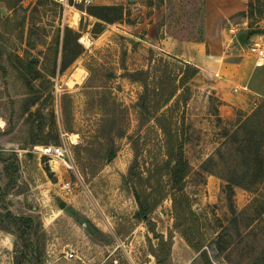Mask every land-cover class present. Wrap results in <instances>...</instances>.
Segmentation results:
<instances>
[{
	"label": "rangeland",
	"instance_id": "1",
	"mask_svg": "<svg viewBox=\"0 0 264 264\" xmlns=\"http://www.w3.org/2000/svg\"><path fill=\"white\" fill-rule=\"evenodd\" d=\"M203 2L131 0L126 6L128 15L105 24L97 34L92 33L96 20L80 13L86 6L76 0H18L14 10L0 11V264H32L34 258L40 264H206L181 234L184 229L194 242L202 241L212 264H264V176L250 190L230 184L229 174L222 176L212 164L210 172L193 177L185 186L195 222L183 218L189 215L183 200L184 211H174L170 196L150 214L154 232L136 213L132 178L127 173L134 158L131 141L137 136L140 142L150 137L154 140L149 145L151 153H157L156 141L162 135L153 120L136 131L134 106L142 88L125 76V71L149 67L150 52L184 70L185 61L159 50L156 42L164 36L167 25H173L180 38L203 42ZM247 2L244 10L211 19L214 30L221 26L225 32L235 33L232 41L226 35L222 39L216 35L211 49L229 48L230 44L243 55L254 57L251 36L240 40V35L249 31ZM76 12L80 13L78 19ZM22 20L23 26L19 24ZM76 21L73 28L70 23ZM262 21L264 17L252 26L255 33H264ZM65 25L85 39V44L78 39L82 52L62 72L57 70L54 76L44 78V66L50 69L52 63L50 41ZM205 52L209 53L207 42ZM28 59L42 76L26 74L21 60ZM99 64L109 75L115 101L128 107L129 126L123 136L115 137L116 151L111 159L87 179L76 162L74 148L89 143L101 121L99 90L85 85L88 66ZM82 70L84 78L68 84L70 76ZM186 85L189 92L179 90L187 93L186 102L180 101L175 116L184 117V154L197 169L209 156L217 162L223 159L216 147L223 132L231 130L229 123L235 115L205 82L191 79ZM63 94L70 100L65 114ZM261 101L251 111H243L249 114ZM44 142L65 143L74 168L67 169L58 160L33 152L35 145ZM145 149L140 160L149 159L148 145ZM67 179L71 191L65 193L60 186ZM8 212L29 219L25 242ZM160 239L165 242L156 257L150 247H157Z\"/></svg>",
	"mask_w": 264,
	"mask_h": 264
},
{
	"label": "trees",
	"instance_id": "2",
	"mask_svg": "<svg viewBox=\"0 0 264 264\" xmlns=\"http://www.w3.org/2000/svg\"><path fill=\"white\" fill-rule=\"evenodd\" d=\"M2 1L8 8L14 6L13 0ZM83 10L96 19L92 29L93 34L101 33L105 24L120 21L128 15L126 6L120 4H92L84 7ZM245 15L249 19V31H247V38H249L256 32L252 26L264 17V0H248ZM19 24L23 26V20ZM79 37L80 33L68 25H65L62 31L60 28L56 30L49 44L51 68L46 69L44 66V78L54 76L57 70L62 72L82 52V45L78 41ZM60 52L61 60L58 64ZM21 61H24L22 69L26 74L34 78L42 76V71L36 69L32 60ZM148 64L147 68L126 70L125 76H128L131 81L139 82L142 88L134 106L138 120L136 131L139 132L141 127L153 120L161 131L162 137L156 141L159 143H157L158 154L151 153L149 145L153 139L150 137H143L142 142H140V136L132 139L131 148L134 158L127 173L132 178V193L137 205V217L148 226L149 231L154 232V222L150 218V214L167 196L171 197L175 212L178 209H183L181 206L183 200L185 208L189 211H187L189 215H183V218L192 222L196 221V214L191 211L190 202L185 194V186L187 181L193 177L210 172L212 164L213 168L217 169L216 172L222 176L228 173V182L236 186L251 190L261 180L264 176V100L249 114L234 105L222 102L226 104L229 112L235 115V119L229 123L231 130L227 129L223 132L222 140L216 147V153L220 154V158L223 159L217 162L215 157L209 156L198 165L197 169H194L184 154L185 129H181L184 127V117L182 115L176 117L175 112L179 109L180 101L186 102L187 98V93L179 90L185 88L186 92H189L186 84L197 74L198 68L184 62L185 69L181 71L176 63L162 56L154 57L153 52H150ZM88 70L90 75L85 81V85L98 88L97 104L102 110V117L94 138L86 145L74 148L76 162L87 179L99 171L105 160L111 159L116 151V146L113 145L115 137L123 136L129 126L128 107L117 103L111 95L108 83L109 75L104 72L103 66L100 64L97 67L90 65ZM68 96L67 94L62 96L65 100L63 102L64 114L70 103ZM172 100L173 103L170 104ZM55 142H59L58 138L55 139ZM147 145L149 159L146 160L145 157L144 160H140L142 151L146 150L145 146ZM240 160L245 161V164H241ZM174 215L177 219V213ZM7 216L16 222L19 238L25 242V233L29 231L25 224L29 222V219L16 217L11 212H8ZM181 234L195 251L200 252V258L205 259L206 264H212L200 239L194 242L187 229L182 230ZM164 242L163 239H160L157 247H150V252L159 257L158 250ZM25 249L26 247H24V251ZM24 251H22V255L26 258L27 255ZM32 264H40L39 259L34 258Z\"/></svg>",
	"mask_w": 264,
	"mask_h": 264
},
{
	"label": "crops",
	"instance_id": "3",
	"mask_svg": "<svg viewBox=\"0 0 264 264\" xmlns=\"http://www.w3.org/2000/svg\"><path fill=\"white\" fill-rule=\"evenodd\" d=\"M92 1L93 4L128 6V0ZM203 1L204 16L206 18V37L203 42H192L180 38L177 36L174 26L167 25L164 36L156 42V47L168 55L178 57V59L196 66L198 72L192 78L193 82L195 80L205 82L207 89L212 90L220 100L244 111H251L254 108L253 105L259 99L264 100V65H257L255 57L243 55L234 45L233 47L228 44L229 48L223 45L213 50L211 49L212 43L210 44L211 39L213 43H216L215 41L218 38L216 35L218 34L220 39L225 35L226 38L230 37V41L235 36V33L225 32L221 26L214 30L213 26L211 27V19L214 17L223 18L239 10L246 9L247 0ZM0 2L2 3L0 11L5 13L14 10L18 0H13L14 6L12 8H8L4 1L0 0ZM80 13L86 14L89 18H94L85 11L80 10ZM80 13L78 16H80ZM70 24L75 28L77 21ZM228 31L230 30L228 29ZM205 42H207L208 54H205ZM193 46L196 52H193Z\"/></svg>",
	"mask_w": 264,
	"mask_h": 264
},
{
	"label": "built area",
	"instance_id": "4",
	"mask_svg": "<svg viewBox=\"0 0 264 264\" xmlns=\"http://www.w3.org/2000/svg\"><path fill=\"white\" fill-rule=\"evenodd\" d=\"M85 6L92 5V0H76ZM250 47L255 57L257 65H264V33H255L249 38ZM33 152L39 156H49L61 162L67 169H73L74 164L69 158V150L65 143L61 144H40L33 147ZM65 193L71 191L69 179L63 181L60 186Z\"/></svg>",
	"mask_w": 264,
	"mask_h": 264
},
{
	"label": "bare ground",
	"instance_id": "5",
	"mask_svg": "<svg viewBox=\"0 0 264 264\" xmlns=\"http://www.w3.org/2000/svg\"><path fill=\"white\" fill-rule=\"evenodd\" d=\"M59 1L64 2L65 0H59ZM76 15H77V17H78V13H77V12H76ZM84 37H85V36H84ZM79 40H80L81 43L85 44V39H84L82 36L80 37ZM87 42H88V41H87ZM86 44H87V43H86ZM84 76H85V71H84V70H82L81 72L75 73V75L70 76V78L68 79V84L72 85V84H74V83L80 81L81 79H83ZM71 135H72V134H71ZM72 136L74 137V136H76V135H72ZM75 138H76V137H75Z\"/></svg>",
	"mask_w": 264,
	"mask_h": 264
},
{
	"label": "water",
	"instance_id": "6",
	"mask_svg": "<svg viewBox=\"0 0 264 264\" xmlns=\"http://www.w3.org/2000/svg\"><path fill=\"white\" fill-rule=\"evenodd\" d=\"M247 38V34L245 35H240V40L246 39Z\"/></svg>",
	"mask_w": 264,
	"mask_h": 264
}]
</instances>
